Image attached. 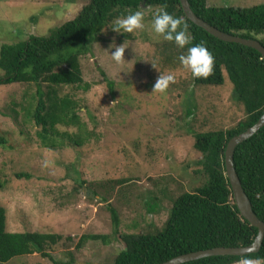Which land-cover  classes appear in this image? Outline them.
<instances>
[{
    "label": "rangeland",
    "instance_id": "1",
    "mask_svg": "<svg viewBox=\"0 0 264 264\" xmlns=\"http://www.w3.org/2000/svg\"><path fill=\"white\" fill-rule=\"evenodd\" d=\"M88 1L0 0V46L30 35L49 36ZM206 4L247 7L264 4V0H206ZM158 9L140 6L137 11L144 14V28L131 33L111 29L123 17L108 22L98 40L79 58L88 87L41 83L47 95L54 90L57 97H68L77 104L76 112L90 133L80 146L43 148L36 136L39 128L31 117L36 85H0V135L8 140L0 146V180L5 182L0 189V207L6 213L5 228L72 236V241L51 250L57 260L111 264L123 249L112 233L116 224L119 233L160 229L172 199L204 181L192 131L228 128L244 116L225 71L221 85L193 82L191 72L178 60L181 55L166 47L167 40L152 29ZM119 45L126 47L125 60L117 64L111 53ZM167 75H172L174 82H169L164 92L153 90L158 78ZM107 80L113 84L112 92ZM45 160L49 161L47 167ZM15 172H28L31 177L17 179ZM121 179L126 181L117 184ZM83 234H106L109 242L88 240L76 249ZM251 261L264 264V259ZM0 264L53 263L39 254H29Z\"/></svg>",
    "mask_w": 264,
    "mask_h": 264
},
{
    "label": "trees",
    "instance_id": "2",
    "mask_svg": "<svg viewBox=\"0 0 264 264\" xmlns=\"http://www.w3.org/2000/svg\"><path fill=\"white\" fill-rule=\"evenodd\" d=\"M192 11L219 30L258 40L264 45V4L247 7L208 6L206 0H188ZM140 6L166 10L188 25L191 44L179 48L174 41L166 47L175 55H186L189 47L203 44L214 57L212 74L194 78L200 86H218L227 74L234 98L241 103L244 116L228 128L192 131L193 147L201 154L199 164L204 181L192 191H183L172 199L168 216L160 229L148 232H112L123 244L111 264H158L177 255L216 246L250 244L257 228L244 219L232 195L226 177L224 152L227 141L252 126L264 112V59L248 46L222 41L188 20L179 0H89L76 16L59 25L47 37L30 35L26 40L0 46L1 84L34 83L36 104L31 114L39 128L36 136L43 148L58 149L64 145L80 146L90 135L76 112V103L68 97L43 92L41 83L51 86H80L83 81L79 58L98 40L109 21L136 12ZM157 10V11H158ZM156 11V12H157ZM155 12V13H156ZM180 60V59H178ZM103 74V72H102ZM112 92V82L107 80ZM48 102H47V101ZM58 126L78 132H61ZM87 134V135H84ZM0 135V146L7 144ZM233 165L252 209L264 223V125L234 149ZM17 179H28V172H15ZM126 180H116L117 184ZM5 185L0 180V189ZM90 188V187H88ZM105 199V198H103ZM114 223L117 216L111 209ZM6 213L0 207V263L20 255L39 254L53 264H70L57 260L51 250L72 236L56 232L7 231ZM109 242L106 234H83L75 248L88 241ZM264 259V238L258 252L244 256H209L181 264H233L240 260Z\"/></svg>",
    "mask_w": 264,
    "mask_h": 264
},
{
    "label": "water",
    "instance_id": "3",
    "mask_svg": "<svg viewBox=\"0 0 264 264\" xmlns=\"http://www.w3.org/2000/svg\"><path fill=\"white\" fill-rule=\"evenodd\" d=\"M181 8L185 17L190 20L196 26L203 28L206 32L212 36L226 42H235L257 50L264 59V45L258 40L252 38H245L242 36L230 34L219 30L218 28L210 25L205 20L198 17L191 9L188 0H179ZM264 125V112L260 115L257 121L245 129L243 132L232 136L226 144L224 152V163L226 177L228 178L234 202L241 214L252 226L257 228L256 236L253 241L244 246H216L213 248H207L203 250L192 251L184 254L177 255L167 261L158 264H181L191 260L209 256H244L246 254L256 253L260 249L264 238V223L258 219L254 213L251 205V201L242 188L240 179L235 171L233 165V154L235 147L242 141L249 138L257 130Z\"/></svg>",
    "mask_w": 264,
    "mask_h": 264
},
{
    "label": "clouds",
    "instance_id": "4",
    "mask_svg": "<svg viewBox=\"0 0 264 264\" xmlns=\"http://www.w3.org/2000/svg\"><path fill=\"white\" fill-rule=\"evenodd\" d=\"M144 14L140 11L133 12L126 17L115 21L111 29L116 33H131L144 28ZM152 29L157 36H162L164 40L174 41L179 48H184L191 44L188 34V25L181 18H176L166 10H158L152 21ZM122 45V44H121ZM116 46L111 53L112 59L117 63H122L125 59L123 53L126 47ZM180 61L185 69L189 70L194 78H207L212 74L214 57L203 44L194 45L188 48L186 55L180 56ZM174 82L172 75L159 77L153 90L164 92L168 83ZM49 161H44L47 167ZM244 264H261L260 261L245 260Z\"/></svg>",
    "mask_w": 264,
    "mask_h": 264
}]
</instances>
